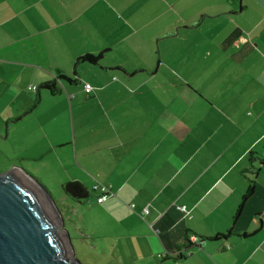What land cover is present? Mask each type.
Wrapping results in <instances>:
<instances>
[{"label":"crops","instance_id":"0c3cea01","mask_svg":"<svg viewBox=\"0 0 264 264\" xmlns=\"http://www.w3.org/2000/svg\"><path fill=\"white\" fill-rule=\"evenodd\" d=\"M5 120L36 170L110 186L93 222L70 218L90 259L264 264V0H0Z\"/></svg>","mask_w":264,"mask_h":264},{"label":"water","instance_id":"95a60500","mask_svg":"<svg viewBox=\"0 0 264 264\" xmlns=\"http://www.w3.org/2000/svg\"><path fill=\"white\" fill-rule=\"evenodd\" d=\"M63 189L77 199L89 193L77 181H67ZM49 201L27 171L15 166L0 172V264H81L65 220Z\"/></svg>","mask_w":264,"mask_h":264},{"label":"rangeland","instance_id":"374dc122","mask_svg":"<svg viewBox=\"0 0 264 264\" xmlns=\"http://www.w3.org/2000/svg\"><path fill=\"white\" fill-rule=\"evenodd\" d=\"M5 123L6 120L3 121L2 124L0 123V128L3 130L0 132V172H4L12 167L17 166V168H21L32 175V178H34L38 184H40L47 190V194L56 203L61 213L64 215V227L68 230L71 236L70 241L75 251V258H77L81 264H105V261L100 262V259L92 260L89 258L90 256L87 252H85V250L83 249L84 246L80 241L82 235L81 232L77 234L74 227L70 224L71 222L67 219L68 217L72 220L78 219L79 222L77 223V226L79 230L82 223H90V219L93 222V220H95V218L97 217L95 205L100 204L96 202V193L94 191V193H88L85 198H81L80 200H76L75 198L65 194L66 192L63 189V185L68 180L62 178V173L48 170L46 168L36 170L34 168L35 164L33 162H27L23 160L20 150H22L24 144L20 140L10 139L9 141L5 139ZM17 125L21 127L19 123H17ZM75 201H84L86 203L85 207L78 205V203H76ZM81 217L82 222L80 219ZM110 223L111 222L106 219L104 225L107 227ZM86 226L87 224L84 225V229L87 228Z\"/></svg>","mask_w":264,"mask_h":264},{"label":"trees","instance_id":"16d2710c","mask_svg":"<svg viewBox=\"0 0 264 264\" xmlns=\"http://www.w3.org/2000/svg\"><path fill=\"white\" fill-rule=\"evenodd\" d=\"M103 53L104 51L98 53V54H91V53H88V54H85L83 56H79L78 58L75 59V62H74V66H76L78 63L80 62H86V63H96V64H99V60L102 59L103 57ZM121 67L120 66H114L113 69H120ZM121 69H124V68H121ZM75 70V69H74ZM76 71V70H75ZM60 79H65L66 81H71V78L65 76L64 73H62L61 71H59L57 74H56V80H60ZM56 80L54 81H48V82H44L42 84H40V87L39 88H46L50 91V93H54L55 91L58 90V88H56ZM264 163V159L261 160V164ZM252 193V184H249L244 195L240 198V201H239V205L237 207V211L235 214H237L242 205L244 204V202L246 201L247 198L250 197ZM229 231H225L223 233H215V234H204V235H201V236H198L200 239H210V240H213V239H219V238H224L227 236ZM192 236L188 235V234H185V237H184V241H182V244L180 246L177 247V255L173 258L177 259V258H180V259H183L185 257H187L189 254H190V251H191V248L192 246H196V242L198 241L197 239H191ZM199 242V241H198Z\"/></svg>","mask_w":264,"mask_h":264},{"label":"built area","instance_id":"2783aa9c","mask_svg":"<svg viewBox=\"0 0 264 264\" xmlns=\"http://www.w3.org/2000/svg\"><path fill=\"white\" fill-rule=\"evenodd\" d=\"M91 88L92 86L89 83H85L83 90L86 93H88ZM27 89L35 90V85L27 86ZM92 190L96 193L95 198H96L97 203L103 202L104 200L108 199L113 194L112 190L110 189V186H108L107 184L98 182V181H95L93 183ZM133 205H134L133 203L130 204L131 207ZM176 207L181 209V211H185V207H181V206H176ZM147 210H148V207L147 206L144 207L143 210L141 211L142 214H145ZM191 239H194V237L192 236Z\"/></svg>","mask_w":264,"mask_h":264},{"label":"flooded vegetation","instance_id":"af4514ba","mask_svg":"<svg viewBox=\"0 0 264 264\" xmlns=\"http://www.w3.org/2000/svg\"><path fill=\"white\" fill-rule=\"evenodd\" d=\"M65 194H67V193H65ZM67 195H69V194H67ZM70 196V195H69ZM49 204H50V208L55 212V214H57V215H61V217H63V219H64V215L61 213V211H60V209L58 208V206L56 205V203L50 198V201H49ZM68 216V215H67ZM66 216V217H67ZM68 219V221H70V218L68 217L67 218ZM71 222V221H70ZM72 223V222H71ZM74 223V222H73Z\"/></svg>","mask_w":264,"mask_h":264}]
</instances>
